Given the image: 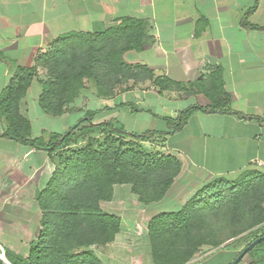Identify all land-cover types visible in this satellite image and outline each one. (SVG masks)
Wrapping results in <instances>:
<instances>
[{"label":"crops","instance_id":"1","mask_svg":"<svg viewBox=\"0 0 264 264\" xmlns=\"http://www.w3.org/2000/svg\"><path fill=\"white\" fill-rule=\"evenodd\" d=\"M258 1L248 16L256 0H0V102L20 67L34 71L20 111L31 124L32 137L47 138L49 134H34L36 127L33 131L34 122L52 115L40 104L43 87L37 76L46 70L40 59L54 51L62 36L106 31L132 18L143 23L144 42L142 49L126 51L124 59L149 71H139L112 96H95L102 101L89 109L99 110L95 121L116 119L131 132L167 131V122L159 116L176 117L192 105L221 106L264 118V30L246 25L248 21L264 27V0ZM122 112L143 115V122L153 117L166 128L131 129L120 120ZM79 116L80 110L71 108L55 117H68L62 128L67 131ZM8 127L0 112V238L6 241L5 250L27 257L36 244L33 236L43 230L37 196L57 165L48 151L3 135ZM50 133L60 134V129ZM164 153L180 160V181L187 180L185 187L194 188V193L220 178L264 173V123L235 113L197 110L167 137ZM170 190L161 202L169 199ZM132 191L127 184H117L113 199L100 202L104 211L122 218L113 242L118 251L128 249L124 234L135 230H127L125 218L109 204L117 201V209L123 208L124 196ZM27 238L28 248L22 242ZM0 264L12 263L4 256Z\"/></svg>","mask_w":264,"mask_h":264},{"label":"trees","instance_id":"2","mask_svg":"<svg viewBox=\"0 0 264 264\" xmlns=\"http://www.w3.org/2000/svg\"><path fill=\"white\" fill-rule=\"evenodd\" d=\"M258 3L256 0V4L247 12L248 16L257 9ZM246 25L264 30V27L248 21ZM101 37L114 41L118 46L101 57L103 64L110 66L116 78L114 83L121 84L130 78H136L139 71H149L145 67L130 65L124 59L126 51L142 49L144 28L139 20L125 18L122 24L106 31L72 32L62 36L55 46V49L58 47V52L52 51L40 59V63L50 70V78L41 81L43 92L40 104L47 113L54 116L63 115L67 105L72 104L80 95L86 79L96 81L99 96L114 95L113 90L107 88L106 80L100 79L102 75L96 68V63L102 61L94 54L99 53L101 47L92 48L93 52H89L83 62L79 63V60L73 57L77 55L78 39L87 41ZM35 76L34 71L20 67L8 95L0 102V112L6 116L9 124L3 135L15 138L34 149L48 151L57 167L46 188L37 196V202L43 211L40 241L32 246L27 257L7 250L6 256L12 264H101L93 251L88 250L83 255L74 256L71 250L106 244L113 241L121 231L122 218L104 211L100 205L101 201L113 199L115 185L132 183L134 192L138 193L142 187H150V197L142 193L140 195V199L146 203L159 202L165 198L176 176L181 172L182 164L176 156L151 153L141 143L161 139L165 146L167 137L182 129L193 112L201 110L235 113L264 123V118L260 116H245L231 108L192 105L181 110L176 117L159 116L167 122V131L148 129L144 132H131L116 119L95 121L99 110H88L70 132L51 133L47 138H34L31 124L21 114L20 105ZM157 81L161 83V80ZM128 105L137 109L132 103ZM84 123L87 126H82ZM76 129L100 132L102 138L93 139L80 149L70 150L69 157L65 152H60V161H56L55 153L59 150L65 151L63 146L73 141ZM245 174V177L255 178L249 189L258 190L260 184L257 181L264 180V173L251 171ZM224 180L225 178H220L218 182ZM236 200L238 201V198ZM54 202H57L60 211L56 223L53 216L48 214ZM259 202L262 203L259 205L262 216L258 223H264V198ZM186 212L181 210L163 213L155 216L149 223L148 234L154 264H186L195 258L205 245V242L194 235ZM260 236H264V232L254 240ZM66 241L72 242L67 248ZM263 241L249 251L262 254L256 264H264ZM212 244L221 245L220 242Z\"/></svg>","mask_w":264,"mask_h":264},{"label":"rangeland","instance_id":"3","mask_svg":"<svg viewBox=\"0 0 264 264\" xmlns=\"http://www.w3.org/2000/svg\"><path fill=\"white\" fill-rule=\"evenodd\" d=\"M77 44L79 47H83H78L77 55H73L74 58L79 60V63L86 60L89 52H93L92 48L101 47V51L94 54L97 59L102 61L96 63V68L102 75L100 79L106 80L105 83H107L106 86L109 90H113V92L116 93L117 90L125 85L123 84L125 82L121 84L114 83L116 78L113 76L110 66L104 65V60L101 58L111 49L118 48L114 41L101 37L87 41L84 39H78ZM53 52L57 53L58 47H56ZM49 72L50 70L47 68L44 71L42 70L40 75L37 76V79L40 82L41 80H47L50 78ZM95 96L100 97L97 91L96 81L94 79H86L80 95L72 104L67 105L66 111L71 110V108L80 110V119L90 108H93L95 104L102 102L99 101V98L95 99ZM162 101L166 102L165 99H162ZM134 115L129 114L127 116V114L125 115L124 112H122L120 120L126 121L128 127L131 129L134 128L135 130H140L143 127H156L158 129L166 128V125L158 119H152L153 117H150L149 120L146 121V119H144L143 122V115H137L135 112ZM146 117L147 116H145V118ZM66 118L68 117H55L48 115L46 121L42 122L41 120L38 121L39 123L34 122L33 131L36 127L34 134H51V131L55 132L59 131V129L60 134L65 133L66 130L62 131V128L65 125L64 121H66ZM78 120H76V122ZM40 126L43 130L42 132L39 130ZM82 126H87V124L84 123ZM72 127L73 126H70L67 131ZM74 132L73 141L64 144L63 146L65 151L59 150L55 153L56 161H60V152H65L66 156L69 157L71 155L70 150L80 149L87 145L91 140L102 138V136L99 135L101 134L100 132L82 131L79 129H76ZM95 144L97 143L95 142ZM141 144L151 153L154 152L166 155V153H164V142L161 139H153L152 141ZM245 175L246 174L239 178L230 176L221 182H218L219 179L214 180L198 190L197 193H194V188L185 187L189 183L187 180L183 179L180 181L182 178L180 172L175 178V181H179H176V183L174 181L175 185L173 183L174 186L172 185L170 188L171 190L169 189V199H167L166 202H161L162 200L159 202L152 201L150 203L143 202L140 199V195L142 193L143 195L150 197V187H142L141 192L138 193L134 192L133 184L128 183L127 185L132 188L133 191L128 196H124L127 205L123 208L121 207L117 209L121 206L117 201L111 204H109V202L105 204H109L114 211L122 214L126 221L124 226L129 228H127V230L132 229V232L135 230V234H132L131 232L126 234L123 233L125 237L124 245L127 246L129 250L126 249V251L124 249L123 251H118V247L113 243L115 242V238L113 241L106 244H97L89 247L72 249L71 254L74 256L83 255L90 250L96 254L101 264H103V262L105 264H154L152 250L150 249L151 242L148 234L149 223L157 215L184 210L187 211L186 213L189 215L194 235L197 239L205 242L200 253L186 264H232L238 254L245 249L247 244L254 240L256 236L264 232V223H258L262 216L261 210L259 209V205L262 203H260L259 200L262 202V199L264 198V180L261 179L257 181L260 186H258V190L252 191L250 190L251 188L249 189V186L255 178L252 179L251 176L248 178L245 177ZM244 177L246 178L245 180H243ZM186 191H190L192 194L188 195ZM186 198L189 199L184 203ZM236 198H238V201ZM109 206H106V208H109ZM48 214L53 216L55 223L58 221L60 211L57 202H54L53 206L48 210ZM40 235L33 236V244H37L40 241ZM5 242L4 239L0 238L1 259L3 257V251H5V257H7ZM22 242L23 245L28 248L30 243L29 238H27V241L22 240ZM215 242H220L221 245L214 246L212 243ZM71 243V241H66L65 248L69 247ZM109 243L113 244L108 245ZM21 255L25 256L23 253ZM261 257V253L257 254L256 252H248L239 264H256Z\"/></svg>","mask_w":264,"mask_h":264},{"label":"water","instance_id":"4","mask_svg":"<svg viewBox=\"0 0 264 264\" xmlns=\"http://www.w3.org/2000/svg\"><path fill=\"white\" fill-rule=\"evenodd\" d=\"M70 132V130H69ZM264 240V236H260L253 240L238 256L237 258L232 262V264H239V262L244 258V256L258 243L262 242Z\"/></svg>","mask_w":264,"mask_h":264},{"label":"built area","instance_id":"5","mask_svg":"<svg viewBox=\"0 0 264 264\" xmlns=\"http://www.w3.org/2000/svg\"><path fill=\"white\" fill-rule=\"evenodd\" d=\"M260 164H261V163H260ZM4 253H5V251H3V254H2V256H3V257L5 256V254H4Z\"/></svg>","mask_w":264,"mask_h":264}]
</instances>
